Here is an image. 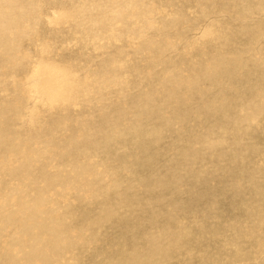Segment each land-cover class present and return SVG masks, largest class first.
Masks as SVG:
<instances>
[{
    "label": "bare ground",
    "instance_id": "6f19581e",
    "mask_svg": "<svg viewBox=\"0 0 264 264\" xmlns=\"http://www.w3.org/2000/svg\"><path fill=\"white\" fill-rule=\"evenodd\" d=\"M152 1L154 0H88V3L94 5L90 10L95 11H90L89 8L88 12L82 8L79 11L73 8L68 11L54 9L42 14V26L49 30L57 31L63 25L83 30L85 38L82 42L91 40L89 45L84 43V47L87 45L86 47L102 50L106 45L111 47L121 41V44L124 43L133 52L145 50L148 57H145L146 63H142L140 67L146 71L141 73L139 66H132L130 73L139 72L128 85L129 79L121 76L128 69L123 64L125 61L122 55L118 58L121 61L107 56L98 70H89L88 67L77 64L71 65L58 60L55 62L49 56L52 52H48V48H42L46 53L40 51V59L30 60V52L27 51L26 65H19L11 71L1 69L4 66L2 64L14 65V62L21 61L19 50L23 46L18 44L21 39L32 41L30 44L38 47L48 44L32 28L33 16L40 14L37 8H32L27 0H0V54L1 60H4V63H0V94L14 93V96L5 98L4 102L0 97V138L5 140L0 139V144L3 145V151L0 149V264H82L80 261L85 258L86 262V257L88 259L89 256L93 260V257L103 253L104 249L101 247L106 246L103 244L98 247L101 240L98 230L105 228L113 220H118L117 229L121 235L127 233L132 237V251L127 250L126 246H116L119 257L113 258L115 252L111 245L98 264H170L176 251L180 252V248L175 249L174 239L183 240L190 246L193 243L191 229L170 218L159 217L158 214L147 222L152 227L156 226L155 232L157 230L150 235L145 231L136 233L143 222H133L132 218L121 219L124 213L135 211L138 201L131 197L133 186L125 183V187L121 189L118 171L114 167L117 161L99 159V152L111 147V143L118 142L109 138L110 133L120 131L117 136L133 142V149L142 155L140 162L148 163L154 153L144 150L142 140L144 134L145 143L148 144L151 125L179 124L186 122L190 114L200 124L205 121L215 122L220 127L217 140L221 141H215V136L212 138L208 131L197 145L199 149L205 147L203 150L209 156L204 162L210 160V165L217 172L222 171L223 158L241 155V137L250 135L249 128L254 125L252 120H259L257 123H262L264 131V45H259L264 37H257L256 34L261 32L264 22L253 28L240 25L243 27L240 28L241 36L246 37L248 43L237 51L226 53L222 50L229 37L223 34L220 27H216L218 35L212 32V27L215 26H211L202 31L198 40L188 44L186 50H182L180 60L165 62L160 61L158 55L163 51L177 54L178 45L167 43L162 37H155L157 32H150L153 29L151 22L157 11L158 14L160 11L159 8L151 10L148 7ZM197 1L202 4L210 3L208 0ZM237 1L234 0L236 13L242 18H246L250 11L259 13L264 8V0ZM115 25H121L122 29L114 30ZM25 31L27 33L23 36ZM148 31L152 33L149 38V35H145ZM219 42L223 44L217 48ZM255 44H258L257 48H254ZM48 46L51 50L52 46ZM191 50L199 57L189 61L188 57L194 54ZM188 51L192 53L189 52L186 56ZM12 52L15 54L12 55ZM45 56L49 59H43ZM183 68L189 72L182 74ZM143 74H150L148 83L144 82ZM141 82L144 86L138 88L137 84ZM135 88L136 92L129 96L128 92ZM233 90L238 91V102L232 101L235 95ZM106 94L113 95L112 102L107 103L102 98ZM76 107L78 111L75 110ZM190 109L196 113H190ZM208 109L215 111L209 112ZM163 110H171L173 114L167 117ZM89 111L92 116L83 117ZM199 114H202L204 120ZM44 120L48 122V126L37 131L36 128H40L38 125ZM97 120L102 121L101 124ZM13 125L18 130L15 127L12 131L5 129L7 126L10 129ZM26 129L36 130L38 137L44 133L47 137L41 136L39 141L30 133L31 137L25 138L23 136L27 137L29 134ZM134 132L138 133L137 138L131 136ZM60 133L63 136L59 140L56 135ZM229 138L232 141L226 147L224 142ZM40 142L44 148L39 145ZM124 149L121 150L123 153ZM196 153L201 152L191 153L190 156L186 154L187 158H180L179 163L186 169L189 165L193 168L195 161L200 164L204 157L196 158ZM246 168L250 172L254 170L250 165H246ZM184 171V175L193 176L191 172L186 174V170ZM204 171L205 169L199 172ZM198 176L193 178L198 179ZM140 183L151 187L156 184V180L142 179ZM164 189L167 190L165 187ZM109 193L111 197L114 193L115 197L110 199ZM106 196L110 200L100 203L101 207L93 209L91 216L76 217L77 204L98 200L103 202L107 200ZM147 201L143 212H151L152 206L160 202L151 198ZM261 202L264 204L260 200L258 207H261ZM120 213H123L121 220ZM255 215L256 224L264 223L263 214L258 211ZM154 218H161L163 222H159L163 224L154 223ZM171 241L174 246L170 244ZM137 243L141 250L139 252L135 250ZM259 246L262 251L264 243Z\"/></svg>",
    "mask_w": 264,
    "mask_h": 264
},
{
    "label": "rangeland",
    "instance_id": "374dc122",
    "mask_svg": "<svg viewBox=\"0 0 264 264\" xmlns=\"http://www.w3.org/2000/svg\"><path fill=\"white\" fill-rule=\"evenodd\" d=\"M208 2L210 3L202 4L197 0H154L150 3V6L148 7H151V10L154 7L157 9L159 8L160 10L159 14L156 10L157 15L155 16L154 20H152L155 25L159 27L157 28V26L151 22V24H153V29L150 32H154L155 34L158 33L155 37H162L167 43L170 42L178 45L177 54L176 52L173 53L172 51H163L158 55L160 56V61L168 62L170 60L173 62L178 59L180 60V53L182 50H186L188 44L198 40L202 31L205 28L211 26H215V28L212 27V32H216L218 35L216 27H220L223 29V34L229 37L224 43L226 45L222 46V50H224L226 53L237 51L244 44L248 43V39L246 41V37L244 38L241 36L242 32L240 28L246 26H252L251 28H253L256 27L254 25H259L262 23V21L264 22V8L262 9V12L260 11L259 13L250 11L246 18H242L240 17L241 15L239 16L236 13L237 6L234 4V0H208ZM27 3L32 8H37L41 14H38L37 17L36 15L33 16L32 20L34 21V25L32 28L35 29L40 39L43 40L45 38L47 44L52 46V49L49 50V46L46 44L38 47L30 44V42L33 43L32 41L28 42L25 39H21L18 44H21L23 48L19 50V53L24 57V59L21 56V61L19 63L14 62V65L17 64L15 66L7 63L2 64L4 66H2L1 69H7L11 71L12 68H17L19 65H26L28 63V60H26L28 55H25L27 51L30 52V60H38L40 59V56L38 55L40 54V51L46 53V51L42 48H48L47 51L52 52L49 56L55 62L58 60L71 65L77 64L81 67H88L87 69L89 70L92 68L93 70H98L102 63L108 58L107 56H113L116 58V60L121 61L118 58L122 55L125 61L123 64L126 66V69L128 66V69L127 72L125 71V74L121 76L129 79L128 85L130 80L133 81L139 72L133 71L130 73V68H133L132 66H139L138 69L141 73L146 71V69H142V67H140L142 63H146L144 60L148 57L145 53V50L143 49L133 52L129 49V47H127V45H123L124 43L121 44V41H117L116 44L112 43L113 45L111 47L106 45L105 49L102 48V50H97V48H91V46H83L84 43H88L89 45L91 42L90 39L86 42H82L85 38V33L83 30H78L74 27L71 28L68 25H63L61 26L62 28L54 31L53 29L49 30L42 26L44 24V17L42 14L52 12L54 9H58L59 11H68L72 8L76 9L77 11L81 10L82 8V10L88 12L90 8L94 6L88 3V0H27ZM237 3H241V1L238 0ZM242 5L244 6V4ZM88 8L89 10H87ZM152 14L154 13L152 12ZM241 24L243 27L240 26ZM114 28L116 31L122 29L121 25H115ZM148 32L145 35H149V38L150 34L152 33L149 32L148 34ZM26 33L27 31H25V33L22 35L24 36ZM256 34L257 37H264V26L261 32ZM263 40L264 38H262L260 41ZM262 43L259 45L263 46L264 41ZM221 44L223 43L219 42L217 44V48L221 47ZM257 47L258 44H255L254 48ZM37 51L38 53H36ZM191 51H188L186 56L194 52ZM11 54L14 55L15 53L12 52ZM177 56H179V58ZM191 57H188L189 61L199 56L194 52V54H191ZM1 58L2 57L0 54V63H4V60H1ZM46 58H48V56L43 57L45 60ZM156 68L158 69V67ZM159 68L161 67L159 66ZM79 70L80 67L78 68L77 72ZM181 71L182 74L189 72L186 68L181 69ZM149 77L150 74L146 76L143 74L144 82L148 83L147 79H149ZM205 84L206 83H204V86ZM137 85L138 88L141 87V85L144 86L142 82ZM128 88H130V86ZM233 91L235 95H233L234 98L232 101L239 100L240 98L236 97V93L238 91ZM135 92L136 88L134 90H130L128 95L132 96ZM11 94L9 95L8 92L1 93L0 97L3 98L2 102L5 101V98L14 96V93ZM102 98L105 99L107 103H110L113 101L112 98L114 97L112 94H106V96H102ZM75 110L78 111V108L76 107ZM208 111L214 112L215 110L208 109ZM162 112L167 117H170V115L173 114L171 110H163ZM190 113L196 112H192V109H190ZM199 115L203 117L202 114ZM84 116L87 118L91 117L92 114L89 111L86 112L83 117ZM155 116L156 114L154 112V117ZM194 118L195 117L190 114V116L186 118V122H179V124L170 126H165L162 124L151 125L150 134L154 137H151L149 134L150 138H148L147 144V142L145 143V135L143 134L142 140L144 143V150L154 153V157L148 163L140 162L142 155L138 154L136 149H133V142L120 139V135L117 136L120 131H111L114 133H110L109 138L113 141L117 140L118 142L116 144L111 143V147L109 146L108 149L106 148L99 152V159H115L117 161L114 167L118 171V179L122 184L121 189L125 187V183L133 186V192L131 193L133 196L131 197L132 199L138 201H136L138 203V207H136L135 211L132 213H124L123 218L121 217L123 213L122 215L120 213V216L118 214L116 215L119 216V219L120 217L121 219L132 218L131 220L133 222H143L142 226L139 227L136 233H142V231H145L150 235L155 234L157 232V230L155 232L156 226L152 227L151 223L147 222H149V218H152L154 215L157 217L158 214L159 217L170 218L172 221L174 220L175 223H179L191 229L190 233L192 234L191 237L193 243L191 242L190 246L186 245L183 240L180 241V239H174L176 241L174 244L176 245L175 249L177 250V248H180L179 250L181 253L176 251V254L172 256L170 264H264V249L261 251L259 246L261 243H264V223L259 225L256 224L257 221L255 220V217H257L255 215L256 212L259 211V213L264 215V204L261 202V207H258L260 200L264 203V131L262 129V123H257L259 120L256 122L252 120V123H254L256 127L254 125L250 126V135L241 137V141H243V150L241 155L238 156L235 154L233 157L223 158L224 164L222 163V171L216 172L213 166L210 165V160H206V162H204L205 158L207 159L209 156L208 152H204L203 148L205 147L203 146L199 149L197 142L199 139L202 140L203 135L208 133V131V134H212V138L215 136V141H221V139L217 140L216 136L219 134L220 127L217 125V123L212 121H205L200 124V121H196L197 119ZM44 119H46L45 116ZM98 122L101 124L102 121ZM38 126H40V128L37 127L36 129L37 131H40L48 126V122L44 120V122H40ZM13 128L18 130V128L14 125L10 129L8 126L5 129H7V131H12ZM69 128L73 127L69 126ZM26 130L27 132L29 131V134L27 137L23 136L25 138L29 139L31 137L30 133H32V135L38 139L41 136L47 137V134L45 133L40 134V137H38L36 130ZM121 135H123V133H121ZM155 135H158L159 137L157 138ZM61 136H63L62 133L56 135L59 140L62 139ZM131 136L133 138H137L138 133L134 132L131 134ZM0 139L4 140L3 137ZM231 141L232 139L229 138L227 142H224L226 147L229 143H231ZM41 142L39 145L44 148ZM100 143L106 145V143ZM104 145H102V147H104ZM1 148L3 151L2 144H0V149ZM123 148H125L124 153L121 151ZM195 152H201L199 153L200 155L196 153L198 155H196V158L200 156L202 157L201 159H203V157L204 159L200 164H197V161L193 162L192 166H194V170L192 167H190L191 165H189V167L186 169L179 163L180 158L186 159V154L190 156L189 154H193ZM183 153H185V155H183ZM1 154L2 153H0V155ZM191 157L196 159L192 155ZM246 165H250V167L254 168V170L250 172V170L246 168ZM203 169H205L204 172H199ZM184 170H186V174L189 171V173L191 172L193 176H200L197 177L198 179H194L193 176L188 174V176H191L188 177L184 175ZM142 179L156 180V184L152 185V188L149 186V184L148 186L147 184L142 185V183H140ZM175 182H178V184ZM166 184L168 186H166ZM164 187L167 190H165ZM143 191H145V193H143ZM108 195L111 199L114 196V193L112 197L110 193ZM109 196H106L107 200L103 202L98 200L88 204H77V206H75V212L77 214L76 217L79 218L81 215L91 216L97 207H101L102 203H106L110 200ZM150 198L154 200L158 199L160 202L157 203L158 205L152 206L151 212H149V210L143 212L142 210L145 209V204L148 202L147 199L149 200ZM166 202L168 203L166 204ZM128 213L131 215L129 216ZM159 221H162V219L159 218L158 220H155L154 218L153 220V222L157 223L158 225L163 224V221ZM117 225H119L118 220H113L110 221L106 227L104 226L105 228H99L98 230V234L103 241L102 243L101 240L98 242V247L106 244L104 248L101 247V249H104V254H96L97 256L95 257L98 259L93 257V260H91V256L88 257L89 260L86 257V262L84 258L80 261V263L98 264L99 260H102L104 255L106 256V253L109 251L108 247L111 245H113L115 252L113 258L119 257V255L116 254V252H118L117 249H115L117 248L116 246H126L128 247L127 250L132 251L130 246L131 240H133L132 237L127 233L125 235H121L118 231L119 229H117ZM213 232H215V234H213ZM170 244L173 245L172 241ZM135 246L138 248L135 249L134 247L136 251H141L138 243ZM185 248L186 250H184Z\"/></svg>",
    "mask_w": 264,
    "mask_h": 264
}]
</instances>
